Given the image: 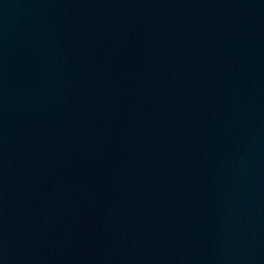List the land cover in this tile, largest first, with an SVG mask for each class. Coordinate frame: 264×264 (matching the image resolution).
I'll return each instance as SVG.
<instances>
[{
    "label": "water",
    "instance_id": "95a60500",
    "mask_svg": "<svg viewBox=\"0 0 264 264\" xmlns=\"http://www.w3.org/2000/svg\"><path fill=\"white\" fill-rule=\"evenodd\" d=\"M0 264H264V0H0Z\"/></svg>",
    "mask_w": 264,
    "mask_h": 264
}]
</instances>
